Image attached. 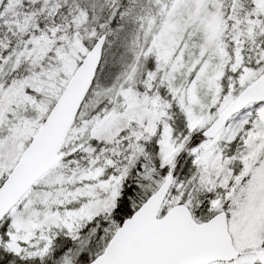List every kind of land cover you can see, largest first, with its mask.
Masks as SVG:
<instances>
[{
	"label": "snow or ice",
	"instance_id": "1",
	"mask_svg": "<svg viewBox=\"0 0 264 264\" xmlns=\"http://www.w3.org/2000/svg\"><path fill=\"white\" fill-rule=\"evenodd\" d=\"M0 264H264V0H0Z\"/></svg>",
	"mask_w": 264,
	"mask_h": 264
}]
</instances>
